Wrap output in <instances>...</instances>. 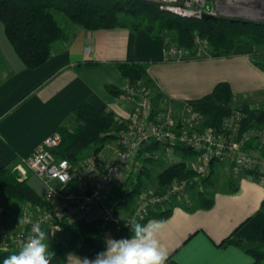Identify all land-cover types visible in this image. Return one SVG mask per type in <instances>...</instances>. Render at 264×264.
Returning a JSON list of instances; mask_svg holds the SVG:
<instances>
[{"label": "crops", "instance_id": "1", "mask_svg": "<svg viewBox=\"0 0 264 264\" xmlns=\"http://www.w3.org/2000/svg\"><path fill=\"white\" fill-rule=\"evenodd\" d=\"M240 2L249 6L242 11L243 16L264 14V0ZM70 36L56 44L43 65L27 69L0 29V172L11 169L18 177L14 166L19 159L58 131L71 117L73 108L83 101L104 106L118 120L127 121L134 103L107 90L108 85L121 89L127 85L115 62L146 63L148 78L156 90L154 97L160 93L167 101L198 99L220 81L230 84L233 103L264 100V69L255 63L248 45L238 44L229 56L171 61L165 54L166 40L154 38L142 29L77 27ZM114 143H107L95 155L99 163L113 157ZM128 174L131 176L132 168ZM23 180L43 198L46 187L40 178L28 173ZM113 189L107 191L110 199L118 198L120 190ZM208 196L212 199L209 208L201 207L197 198L187 203L175 200L166 219L142 222H164L157 238L168 253L166 264H252L253 257L240 247L218 244L232 233L248 244H264V184L245 173L234 181L230 179L225 187L214 188ZM137 199L130 207H119L120 214L126 209L131 211ZM36 208L0 190V234L17 231L23 225L20 218L28 220ZM99 235L104 240L130 238L131 230L108 225L100 227ZM78 257L85 256L67 250L63 264H80Z\"/></svg>", "mask_w": 264, "mask_h": 264}, {"label": "trees", "instance_id": "2", "mask_svg": "<svg viewBox=\"0 0 264 264\" xmlns=\"http://www.w3.org/2000/svg\"><path fill=\"white\" fill-rule=\"evenodd\" d=\"M56 14L64 17L70 24L68 29L60 23ZM0 22L12 49L27 69H36L43 65L51 56L56 44L68 40L72 29L77 27L86 30L130 27L142 29L154 38L165 40L170 34L171 42L193 51L195 39L198 37L206 42L207 56L212 57L229 56L238 44L264 43V22L225 16L213 20L181 18L159 10L158 6L149 0H0ZM168 44L167 41L165 46ZM255 63L264 69L257 61ZM115 65L127 85H134L142 80L144 89L149 88L146 63L124 61L115 62ZM107 90L115 96L123 94V89L116 86L108 85ZM161 97L162 95L157 93L154 98L159 100ZM183 102L191 104L196 112L203 115L205 126L219 128L222 120L233 109V92L228 82L220 81L202 97ZM239 108L245 113L244 128L256 126L255 124L264 126V110L250 109L245 104ZM70 123L74 125L73 128H69ZM125 126L126 120H118L112 110L83 101L73 108L69 120L59 127L62 140L54 153L58 157L66 158L70 163H77L81 155L89 149H92L90 155H97L107 143L117 139V133ZM159 149L160 144L151 142L143 150L152 152ZM173 153L182 156L195 154L189 147L181 145L174 146ZM193 174L192 171L186 170L183 161L175 162L158 172L157 184L160 188L175 178H186ZM211 174L212 169L204 182ZM140 182H132L129 190L123 189L122 186L116 189L120 190L116 196L124 198V202L114 201L117 210L134 201V197L141 190ZM77 186L78 181H72L64 189L76 190ZM0 190L21 203L29 202L40 207L46 205L43 198L24 180H18L11 169L0 172ZM196 198L201 207H211L212 199L207 194L200 193ZM261 209L264 211V200L261 202ZM171 210V205H159L149 212L145 220L166 219ZM100 223V218L93 223H86L84 219L60 222V228L67 236L66 244L55 240L48 234V230H44L48 234L51 264H63L67 250L88 258H95L97 253L104 251L105 240L99 235ZM218 245H236L253 257L252 264H264V244H248L232 233ZM18 252H0V264H3L5 257Z\"/></svg>", "mask_w": 264, "mask_h": 264}, {"label": "built area", "instance_id": "3", "mask_svg": "<svg viewBox=\"0 0 264 264\" xmlns=\"http://www.w3.org/2000/svg\"><path fill=\"white\" fill-rule=\"evenodd\" d=\"M149 1L154 2L161 11L187 19H202L205 14L217 17L245 15L244 9L249 7L240 4V0ZM206 51V42L198 37L195 39V51L176 44L165 46L166 57L171 61L207 56ZM121 97L134 103V113L126 121V126L118 132L117 149L108 162L101 164L95 155H89L73 164L66 158L56 156L54 150L62 138L60 132L55 131L15 164L18 180H23L28 173H32L44 182L46 191L43 200L46 205L37 206L36 215L28 219L30 224L24 223L12 234H0V252L19 251L33 224H39L52 236L54 231L60 229V222L82 220L96 204L102 208L100 227L119 226L123 223L130 230V225L142 223L151 210L159 205L166 206L169 199L179 197L184 190H202L213 162L230 163L234 174L252 172L264 184V127L244 128L245 113L240 108H233L219 128L200 129L198 112H190L187 106H184V113L190 114H186L187 118L176 119L169 112H156L147 90L138 83L126 85ZM151 142L160 144L166 153L169 150L173 152L176 145L192 149L194 158L188 161L195 160L194 174L174 179L159 194L140 195L136 209L124 218L115 206V202H124V198L120 196L116 200L110 199L107 191L124 170L130 169L134 159ZM147 152L142 156H150ZM72 181H78V188L64 189ZM123 185V189H130V186Z\"/></svg>", "mask_w": 264, "mask_h": 264}, {"label": "rangeland", "instance_id": "4", "mask_svg": "<svg viewBox=\"0 0 264 264\" xmlns=\"http://www.w3.org/2000/svg\"><path fill=\"white\" fill-rule=\"evenodd\" d=\"M56 15H57V19L60 21V23L68 29L70 27V24L66 21V19H64V17H62L59 14H56ZM235 15L236 16H232L230 18L242 19V20H251V21H255V22H264L263 20L261 21V20H257L255 18L253 19V18L243 16V15H239V16H237V14H235ZM248 18H250V19H248ZM0 29H1V31L4 32L3 25L1 22H0ZM70 30L71 29H69V32H70ZM171 40H172V36L169 34L168 37L166 38V41H168L169 44H174L173 42H171ZM244 45H248L249 48L251 49V51H250L251 57H253V59L255 61H257L259 64L264 66V43L250 42V43H247ZM151 82L152 81H150V86L147 89V92L149 94V98H151V101L153 103V107L155 108L156 112H159V113L169 112L170 114L173 115L174 118L180 119V118H187L186 116L190 115L189 113H184L185 112L184 106L185 107L187 106L186 108H189L190 112L194 111V107L191 104H188V103L183 102V101H181V102H176V101H171V100L167 101L163 97H161L159 100L155 99L154 93L156 92V90H155V87L153 88V85ZM137 83L140 86H143L144 82L141 80L140 82H137ZM247 98L248 97H246V99ZM249 102L250 101L247 99L242 104L247 105L248 108H250V109L264 110V103H263L264 100L263 99L262 100L259 99L255 102L253 101V103H251V104ZM242 104L233 103L232 107L233 108H239ZM133 113H134V108L132 110L131 116L133 115ZM186 114H188V115H186ZM197 114L200 117V122L198 124V128L203 129V128L207 127L204 125L205 119H204L203 115L199 114V113H197ZM255 125L257 127H260V126L264 127L263 125H258V124H255ZM73 126L74 125L71 124V125H69V128H73ZM117 139H118V137H117ZM117 139L114 141L115 142L114 143L115 144V150L117 149L116 148ZM115 150L113 152H115ZM91 153H92V149H89V150L85 151V153H83L81 155V157H84V156L89 155ZM143 153H145V150H143ZM147 153H150V156H147V155L142 156V154H141L134 159V163L130 167V169L132 168V174L130 177H127L129 175L128 173H129L130 169L124 170L121 173L120 177L117 178L114 181L113 185L111 186V188H114L113 190H116L117 188H119L123 184H126L129 186L134 180H135V182H133V184L141 181L140 182L141 190L134 197L135 198L134 201L138 198L136 203H135V206L131 209V211L126 209V211H123L121 214L119 212V214L124 218H126L127 216L132 214V212L136 209V207L139 203V196L140 195L142 196L144 194H150V193L159 194L160 192L163 191V189H165L172 182L171 181L168 184H165L159 188V186L157 184L156 176H157L158 172H160L162 169H164V167H166L169 164L175 163V162L183 161L185 163L186 170L193 172V168H194V166H196V164L194 163L195 160L194 161L193 160L188 161V159L194 158V155L182 156L181 154H174L171 150H169V152L166 153V151H163L162 148L159 150H155V151L147 152ZM217 163H219L218 166H217ZM217 163L213 162L211 177L206 182H204V184L202 185V188H203L202 190H199L196 188L184 190L183 194L180 195L179 197H176V198L174 197L172 199H169L168 200L169 204H167V205L168 206L171 205L172 202L175 200H177V201L183 200V201H185V203H187L186 201H190L191 198L195 199L196 196L200 193L201 194H207V195L211 194V192L213 191L214 188L217 189V188L225 187L228 185V182L230 179L234 181L237 176H241L242 174H245L244 172L234 174L232 172L230 163H227V162H217ZM144 170H146L147 173H145ZM132 203H129L128 207H130V205ZM34 210H36V209H34ZM33 215L35 216L36 213L33 212ZM119 227L126 229V230H129L128 229L129 227L124 226L123 223H120ZM52 237L55 240L62 242L63 244H66V242H67V236L61 228L59 230L54 231L52 233ZM263 249H264V247H263ZM263 263H264V259H263Z\"/></svg>", "mask_w": 264, "mask_h": 264}, {"label": "clouds", "instance_id": "5", "mask_svg": "<svg viewBox=\"0 0 264 264\" xmlns=\"http://www.w3.org/2000/svg\"><path fill=\"white\" fill-rule=\"evenodd\" d=\"M19 223L31 221L21 217ZM163 224L160 220L134 223L130 225V238H107L104 251L93 259L78 257L80 264H166L168 253L157 238ZM3 264H51L48 234L39 224H33L19 252L5 257Z\"/></svg>", "mask_w": 264, "mask_h": 264}, {"label": "water", "instance_id": "6", "mask_svg": "<svg viewBox=\"0 0 264 264\" xmlns=\"http://www.w3.org/2000/svg\"><path fill=\"white\" fill-rule=\"evenodd\" d=\"M249 17V16H248ZM217 16H211V15H208V14H205L203 15L202 19L203 20H207V19H216ZM250 18H255L257 20H263L264 21V14H259L257 16H254V17H250ZM248 18V19H250ZM252 19V20H253ZM101 213H102V208L99 204H96L94 205L85 215H84V221L86 223H93V222H96L100 216H101Z\"/></svg>", "mask_w": 264, "mask_h": 264}]
</instances>
